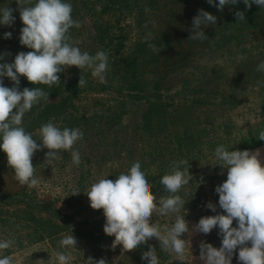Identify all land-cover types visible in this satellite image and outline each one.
I'll return each mask as SVG.
<instances>
[{
	"label": "rangeland",
	"instance_id": "obj_1",
	"mask_svg": "<svg viewBox=\"0 0 264 264\" xmlns=\"http://www.w3.org/2000/svg\"><path fill=\"white\" fill-rule=\"evenodd\" d=\"M102 1L67 0L72 5L73 19L80 25L69 30L68 42L80 49L91 46L96 48L93 52L101 51L97 41L90 38L93 22L109 25L114 34L123 36L125 56L117 65L108 64L106 80L120 84L122 78L117 71L134 62L136 72L127 79L139 82L146 93L165 96L163 122L156 119L153 128L144 124L145 100L131 101L115 93L103 95L88 90L75 99L67 113L49 121L61 129L78 128L83 132V138L73 146L80 153L79 165L73 164L70 151L60 150L57 158L50 160L49 149L43 148L32 158L39 183L30 188L17 181L7 155L1 158L0 193L25 195L37 207L32 211L33 218L24 217L26 206L20 204L5 206V213L0 208V242H13L8 249H0V258L8 257L10 264H58L57 256L63 252L69 257L68 264H99L100 260L105 264H146L143 253L154 247L160 264H202L201 241L221 246V241L211 240L217 228L208 235L184 234L182 238L191 241L186 250L189 262L176 260L175 253L161 251L156 238L128 251L122 246L113 248L115 237L95 242L86 235L93 224L94 230L108 236L104 232L103 209L91 208L85 191L101 179L115 181L140 162L150 176L151 192L158 201L169 195L160 183L161 177L172 171L173 162L184 160L189 162L185 167L189 166L191 179L178 194L185 201L181 214L190 227L201 216L224 211L215 189L227 179V169L215 164L219 162L215 149L223 145L230 150L231 143L239 144L235 150L259 149L264 162V140L258 138L264 132V71H257L264 62V8L255 4L248 8L241 2L220 11L207 0H128L130 6L123 12H89ZM0 7L13 9L16 17L12 27L0 26V52H8L5 60L12 62L16 54L32 49L20 44L24 25L17 0H0ZM201 9L217 16V23L205 28L206 39L192 40L193 18ZM237 11L244 12V20H238ZM9 31L12 38L4 39L3 34ZM24 79L21 76L20 88ZM157 82L158 88L154 89ZM4 83L14 86L7 77ZM232 94V99L223 104V98ZM39 132L40 129L38 135ZM129 144L133 153L125 155L123 147ZM208 202L216 205V212L206 207ZM51 209L71 216L72 225L62 227L54 237L38 239V231L55 232L60 227L49 224L57 221L51 220ZM34 214L46 224L34 219ZM5 217L10 221L4 222ZM21 218L26 221L19 222ZM174 219L173 214L154 212L150 222L163 232ZM73 234L76 248H61L60 240ZM233 264H239L238 251Z\"/></svg>",
	"mask_w": 264,
	"mask_h": 264
},
{
	"label": "clouds",
	"instance_id": "obj_2",
	"mask_svg": "<svg viewBox=\"0 0 264 264\" xmlns=\"http://www.w3.org/2000/svg\"><path fill=\"white\" fill-rule=\"evenodd\" d=\"M210 5L223 11L225 6L243 2L248 8L253 4L264 8V0H207ZM20 5V44L32 51L20 52L12 62H6L8 52H0V150L7 154L8 164L14 170L21 185L34 188L39 180L34 175L32 158L37 150L49 149L47 159H56L60 150L70 151L73 164L79 165L81 157L73 146L83 138V132L75 128H59L49 122L40 128V141L37 143L32 134L23 125V118L41 99H47L43 89L25 87L20 90V78L26 77L33 84L56 86L61 81L59 73L66 68L77 66L79 69H91L92 76L106 83L108 55L99 51L95 55L82 52L69 41V30L79 23L73 19L72 5L67 0H17ZM31 5V6H29ZM14 10L0 7V26L12 27L16 17ZM238 20H244L243 11H237ZM217 16L203 9L193 18L192 40L207 38L205 28L216 25ZM12 32H5L4 39H11ZM257 71H264L261 62ZM14 82L13 87L5 86L4 78ZM86 83L79 80V87ZM264 140V132L259 134ZM218 163L227 169V179L215 189L219 194L220 214L203 216L198 223L190 227L185 215L184 199L178 194L190 182L188 161H175L172 171L161 177L160 183L169 194L156 200L151 192L150 176L142 170L140 162L134 163L127 173H121L115 181L101 179L85 191L93 209H103L106 218L104 232L114 236L112 247L122 246L128 251L146 244L156 238L160 250L175 253L176 260L186 258V250L191 245L184 234H210L219 229L221 246L201 241L199 260L202 264H233L238 251L239 264H264V162L261 151L228 150L223 145L215 149ZM214 164V165H215ZM74 193H79L74 192ZM159 205V208L157 207ZM207 208L216 212V205L208 202ZM175 219L170 227L165 225L163 232L156 223L150 222L153 213ZM236 221V226L233 222ZM11 240L0 242V249H8ZM61 248H76L77 239L73 235L62 238ZM192 251V250H191ZM146 264H160L154 247L143 253ZM58 264H68L69 257L61 252L57 256ZM193 261V260H192ZM0 264H10L8 257L0 258ZM99 264H105L100 260Z\"/></svg>",
	"mask_w": 264,
	"mask_h": 264
},
{
	"label": "trees",
	"instance_id": "obj_3",
	"mask_svg": "<svg viewBox=\"0 0 264 264\" xmlns=\"http://www.w3.org/2000/svg\"><path fill=\"white\" fill-rule=\"evenodd\" d=\"M128 0H103L99 6H95L89 10V12H110V11H124L130 5L127 3ZM98 8V9H97ZM99 10V11H98ZM93 21V20H92ZM93 26L90 30V38L92 40H96V46L104 51L108 55V64H118L121 59L124 58L125 53H123V45H124V38L120 35L114 34L110 29V27L103 26L102 23L97 24V22H93ZM91 47V46H90ZM84 47L81 49L82 52H88L91 55H95L96 52H93L96 48ZM93 52V53H92ZM115 65V66H116ZM129 65V67H128ZM120 71H117L120 77L122 78V82L118 84L115 81H107L106 83H101L97 78L93 77L91 69H84L81 70L77 66H71L66 68L63 72L59 73L58 75L61 78V81L56 86H48L43 84H33L32 82L28 81L27 78L24 79V82L21 83L20 90L22 91L23 88H34L38 87L44 90L47 95V99H41L40 103L34 105L33 108L27 112L23 118V127L25 130L32 134L33 138L39 142L40 135L37 134L38 130L41 128L42 125L48 123L51 120V117L59 116L64 113H67L70 110V107H73L75 104V99L79 97L85 91H93L96 94H106V93H115L118 94L121 99H129L131 101L137 100H145L146 102V112L144 114L145 125L149 126V128H153L156 119H160L163 116V113L166 111L165 96L161 94H151L144 92V88L141 87L139 82L133 81L131 79H127L131 76L130 73L136 72L134 62L128 63ZM84 79L86 83L83 86L79 87V80ZM112 80V79H111ZM159 83H155L154 89L158 88ZM159 92V91H158ZM144 93V94H143ZM217 96V95H215ZM232 95L227 97L226 99L223 98V104L229 102L228 100L232 99ZM163 122V119L161 118ZM225 130L228 131V127H225ZM198 142V141H197ZM231 143L229 145L230 150H235L236 146L239 144ZM125 155H131L133 153V146L131 144L126 145L123 147ZM42 150H37L36 152H41ZM7 154L0 150V159L6 156ZM216 165L213 167V170L216 171ZM216 175V174H215ZM203 177V174L199 177V179ZM214 176L213 178H215ZM20 204L22 207L26 206L23 209L24 217L27 216L28 218H33V206L32 201L28 200L25 195H3L0 193V208L2 209L5 206L10 205H18ZM4 212V209L2 210ZM51 220H57L55 223L50 222L49 224L52 227H59L55 229V232H47L44 230L38 231L37 237L38 239H44L45 237H54L57 235L62 227L69 228L72 225V217L71 216H62L58 210H49ZM5 213V212H4ZM2 215V214H1ZM202 217V216H201ZM34 219L38 220L39 218L36 217L34 214ZM200 219V217H199ZM10 219L8 217L4 218V222H8ZM26 221V218H21L19 222ZM43 224H46L43 220ZM18 222V221H17ZM62 224H60V223ZM11 223V222H10ZM90 225V224H89ZM88 227L87 236L92 237L95 242H101V240L107 238H114V236H103L102 233L94 230L92 226ZM233 226H236V221L233 222ZM40 228H37L39 230ZM219 229L215 230V233L211 237L212 241L217 239L218 241H222V237L218 234ZM221 243L219 244V246Z\"/></svg>",
	"mask_w": 264,
	"mask_h": 264
}]
</instances>
